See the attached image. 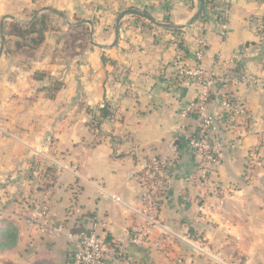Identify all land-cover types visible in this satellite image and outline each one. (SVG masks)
I'll return each mask as SVG.
<instances>
[{"label": "crops", "instance_id": "1", "mask_svg": "<svg viewBox=\"0 0 264 264\" xmlns=\"http://www.w3.org/2000/svg\"><path fill=\"white\" fill-rule=\"evenodd\" d=\"M216 7L199 20L201 0H0V125L11 135L0 137V264H70L78 240L92 232L107 244L127 245L135 264L192 256L180 244L165 256L153 242L131 243L142 223L138 175L171 145L178 160L163 223L200 235L229 263L264 264V0H218ZM37 16L48 21L38 53H7L5 25ZM78 25L88 27L89 43L70 53L63 42ZM195 37L207 44L206 72L219 56L233 57L247 45L251 55L235 63V75H262L256 84H230L231 98L257 126L234 144L228 125H219L224 151L216 188L207 191L186 181L196 168L187 138L198 124L182 113L199 87L180 68L196 66ZM107 100L117 118L89 128L88 109ZM219 106L215 88L210 112L217 115ZM37 149L50 168L33 170ZM28 198L49 206L47 223L60 227V236L27 225L21 215Z\"/></svg>", "mask_w": 264, "mask_h": 264}, {"label": "built area", "instance_id": "2", "mask_svg": "<svg viewBox=\"0 0 264 264\" xmlns=\"http://www.w3.org/2000/svg\"><path fill=\"white\" fill-rule=\"evenodd\" d=\"M227 34L226 26L220 30L221 38ZM193 56L196 60L194 68H180V76L186 79H193L198 87V97L193 99L182 116L187 118L194 115L198 129L187 138V144L196 159L195 171L186 177V181L196 182L203 189L214 190L216 188V171L220 166V160L224 151V144L219 139L218 127L225 122L232 135L233 143H238L244 134L256 129L257 123L253 122V116L249 110L233 101L230 95L231 83L256 84L262 75L247 76L235 75L233 70L235 63L240 58L249 57L250 47L245 45L241 53L230 58L219 56L209 71L203 69V62L207 44L199 37L194 40ZM187 48V47H186ZM187 50H191L190 47ZM263 74V73H261ZM219 89V113L213 115L210 112V98L212 91ZM121 119V117L119 118ZM255 131V130H254ZM7 133L0 126V134ZM36 155L48 161L49 156L44 150L37 149ZM178 160V148L176 145L169 147L168 153L164 156L152 157L141 173L138 175L143 193L141 196V209L138 215L142 218L136 234L131 235V243L140 245L146 242H153L154 246L165 256L169 255V248L174 244H180L187 249L192 256L180 257L177 264H203L202 261L214 264H237L229 263L206 245L200 235L191 232H175L167 227L160 218L163 199L169 195L171 184L170 172L176 166ZM113 200L122 203L120 197L111 196ZM29 227L35 228L41 234L51 237H58L62 234L61 228L49 225L47 220L50 217V208L47 204L32 200L28 212L21 215ZM157 231L156 236L153 234ZM80 250L73 253L69 259L70 264H135L132 256L127 251V245L115 242L107 244L96 232L81 237L79 240Z\"/></svg>", "mask_w": 264, "mask_h": 264}, {"label": "trees", "instance_id": "3", "mask_svg": "<svg viewBox=\"0 0 264 264\" xmlns=\"http://www.w3.org/2000/svg\"><path fill=\"white\" fill-rule=\"evenodd\" d=\"M218 4V0H201L202 10L199 15V20L205 19V13L207 10H213L215 9V14L217 12L216 7ZM220 14L217 13L216 18H221ZM47 18L45 16H37L35 19H33L31 22L27 24H19V23H9L5 25L4 28V34H5V42L6 44L9 42H15L17 44V47L19 49H33L38 50L39 47L42 45V43L45 40V34L48 29L47 25ZM90 39V32L88 27L85 25H78L75 27H70L65 39L64 43H66V50L70 51L73 48L79 47L84 48L85 44L89 43ZM182 46V45H181ZM6 52L7 53H14V51L10 50L8 46H6ZM187 53V50H186ZM118 111L115 108V104L111 100L105 101L102 105L97 106L93 109H88V115H89V128L91 129H97L99 126L106 120H114L117 118ZM45 165H48V163L43 160L39 159L36 161V166L33 170H38V167L44 168ZM49 167V165L47 166ZM50 168V167H49ZM45 170V171H44ZM40 173V178L38 182L44 178L46 173V168L43 169ZM38 184V183H37ZM38 191H41L40 187H37ZM26 204L29 205L31 202V199H25L24 200Z\"/></svg>", "mask_w": 264, "mask_h": 264}, {"label": "rangeland", "instance_id": "4", "mask_svg": "<svg viewBox=\"0 0 264 264\" xmlns=\"http://www.w3.org/2000/svg\"><path fill=\"white\" fill-rule=\"evenodd\" d=\"M10 43V42H9ZM9 43H7V46H8V44ZM14 43V44H13ZM13 43H11L10 45H11V47H12V51H14V53H24V55H28V58L29 57H31L32 55H34V54H32V53H38V50L36 49V50H33V49H19L18 47H17V44L15 43V42H13ZM63 44L65 45L66 43H64L63 42ZM63 45V46H64ZM67 45V44H66ZM66 45L64 46L65 47V49L67 48L66 47ZM9 47V46H8ZM70 53H71V50H70ZM27 57V56H26ZM4 130H6L2 125H0ZM7 131V130H6ZM7 133H9V131H7ZM10 134V133H9ZM11 136V135H10ZM0 137H2V138H4V137H9V135H7L6 133H1L0 134ZM37 157H39V156H37ZM28 212V211H27Z\"/></svg>", "mask_w": 264, "mask_h": 264}]
</instances>
